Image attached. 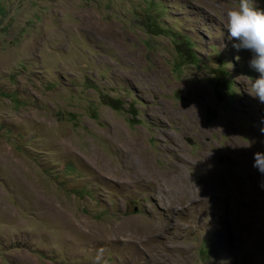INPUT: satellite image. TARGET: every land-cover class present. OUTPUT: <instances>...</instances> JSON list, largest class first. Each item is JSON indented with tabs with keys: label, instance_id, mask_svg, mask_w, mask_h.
<instances>
[{
	"label": "rangeland",
	"instance_id": "obj_1",
	"mask_svg": "<svg viewBox=\"0 0 264 264\" xmlns=\"http://www.w3.org/2000/svg\"><path fill=\"white\" fill-rule=\"evenodd\" d=\"M237 5L0 0V264H264Z\"/></svg>",
	"mask_w": 264,
	"mask_h": 264
},
{
	"label": "clouds",
	"instance_id": "obj_2",
	"mask_svg": "<svg viewBox=\"0 0 264 264\" xmlns=\"http://www.w3.org/2000/svg\"><path fill=\"white\" fill-rule=\"evenodd\" d=\"M223 27L227 32L229 41L236 51L247 50L251 59L248 66L258 73L254 79H250L248 94L264 105V10L254 5V0H238V5L234 9L223 14ZM264 125V118L260 120ZM260 134L264 137V126H261ZM264 143V140L261 141ZM252 167L264 176V152L253 154ZM264 188V184L260 185ZM93 264H101L100 256L97 255Z\"/></svg>",
	"mask_w": 264,
	"mask_h": 264
},
{
	"label": "bare ground",
	"instance_id": "obj_3",
	"mask_svg": "<svg viewBox=\"0 0 264 264\" xmlns=\"http://www.w3.org/2000/svg\"><path fill=\"white\" fill-rule=\"evenodd\" d=\"M82 19L84 21V24L87 25L94 33L102 34L104 38L110 36L111 34H118L120 32L119 29L114 24H109L108 27L105 26L103 27L98 22L97 18L92 17L90 15L84 14L82 15ZM124 55L128 56V52L124 51Z\"/></svg>",
	"mask_w": 264,
	"mask_h": 264
},
{
	"label": "trees",
	"instance_id": "obj_4",
	"mask_svg": "<svg viewBox=\"0 0 264 264\" xmlns=\"http://www.w3.org/2000/svg\"><path fill=\"white\" fill-rule=\"evenodd\" d=\"M213 86H215V85H213ZM111 106V105H110Z\"/></svg>",
	"mask_w": 264,
	"mask_h": 264
}]
</instances>
